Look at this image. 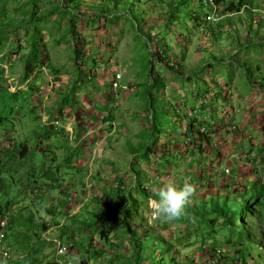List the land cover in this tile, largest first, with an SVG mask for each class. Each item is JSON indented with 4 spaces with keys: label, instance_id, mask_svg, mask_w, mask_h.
Returning a JSON list of instances; mask_svg holds the SVG:
<instances>
[{
    "label": "rangeland",
    "instance_id": "1",
    "mask_svg": "<svg viewBox=\"0 0 264 264\" xmlns=\"http://www.w3.org/2000/svg\"><path fill=\"white\" fill-rule=\"evenodd\" d=\"M202 1L0 0V264H264V0Z\"/></svg>",
    "mask_w": 264,
    "mask_h": 264
},
{
    "label": "clouds",
    "instance_id": "2",
    "mask_svg": "<svg viewBox=\"0 0 264 264\" xmlns=\"http://www.w3.org/2000/svg\"><path fill=\"white\" fill-rule=\"evenodd\" d=\"M195 193L196 187L189 182L179 186L172 181L163 182L155 197L149 198L154 218L167 221L180 218L184 214L186 204Z\"/></svg>",
    "mask_w": 264,
    "mask_h": 264
},
{
    "label": "built area",
    "instance_id": "3",
    "mask_svg": "<svg viewBox=\"0 0 264 264\" xmlns=\"http://www.w3.org/2000/svg\"><path fill=\"white\" fill-rule=\"evenodd\" d=\"M213 0H209V4H212ZM216 6H213V9ZM217 17V13L216 10H214L212 13H208L207 19L210 21H215ZM121 78L120 75H117L116 78L114 79V84L117 86V83L119 81V79ZM10 224H11V216L10 213H4L3 216L0 218V245L2 243H4L6 236H7V232L10 228ZM52 243L54 244V246L56 247V255L57 257H65L68 253H69V248L66 244L60 242L57 239H53Z\"/></svg>",
    "mask_w": 264,
    "mask_h": 264
},
{
    "label": "trees",
    "instance_id": "4",
    "mask_svg": "<svg viewBox=\"0 0 264 264\" xmlns=\"http://www.w3.org/2000/svg\"><path fill=\"white\" fill-rule=\"evenodd\" d=\"M202 1V0H201ZM222 0H213V3L212 4H209V1H207V2H203L202 1V3H203V5H205V6H207V5H209V6H211V7H213V6H216V4H218V2H221ZM208 3V4H207ZM127 10H131V9H129V8H127ZM126 13L128 14V15H133V13L134 12H132V11H126ZM207 13H209V11L207 12ZM138 16V15H137ZM136 18H138V17H136ZM260 83L262 84V85H264V78L263 79H260ZM262 193H264V190L263 191H261ZM253 204H257V203H260L259 201H258V198L257 197H255V198H253ZM243 206V205H242ZM247 208H248V206H247V204L245 205ZM231 218H234V217H240L239 216V214H236V213H234V212H232L231 213ZM59 262V261H58Z\"/></svg>",
    "mask_w": 264,
    "mask_h": 264
}]
</instances>
